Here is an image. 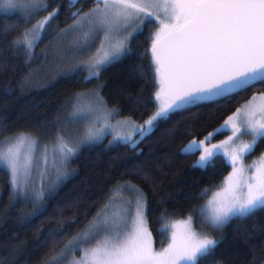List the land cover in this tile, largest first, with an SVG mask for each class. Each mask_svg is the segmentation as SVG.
I'll return each mask as SVG.
<instances>
[{"label": "snow or ice", "instance_id": "6c2138e0", "mask_svg": "<svg viewBox=\"0 0 264 264\" xmlns=\"http://www.w3.org/2000/svg\"><path fill=\"white\" fill-rule=\"evenodd\" d=\"M92 6L84 10L76 7L81 0H68L72 23L59 29V39L81 35L72 42L73 56L79 60L102 36L98 55H87L77 67L87 72L86 80L99 79L101 71L132 53L131 41L146 27H155L150 33L151 60L159 89L155 92V112L143 122L117 121L131 129L118 133L109 124L117 109L107 110L98 90L88 95L95 98L98 109L106 112L104 123L88 129L83 136L57 133L51 143L40 146L41 183L39 190L32 187L34 153L38 140L30 134L5 138L0 147V166L8 173L9 186L22 199H31L32 217L42 215L46 199V174L49 190L65 179L71 161L86 144L100 142L104 135L113 140L138 147L159 123L174 114L191 113L192 109H206L201 116H211L214 106L223 99L264 85V0H83ZM48 4L42 0H0V12L20 13L25 23ZM72 9H75L74 11ZM60 8L49 11L43 19L12 39L11 45L31 60L33 49L45 38V27L58 18ZM12 26H5L4 32ZM107 41V46H105ZM143 71V69H141ZM100 87H103L101 85ZM259 99V102L257 100ZM147 103V101H136ZM79 108L64 123H78L87 119ZM196 126L206 128L197 122ZM108 129L109 132H106ZM192 128H188L189 134ZM230 132L226 139L213 143L216 136ZM138 136L139 139H134ZM258 148L264 149V93L237 108L214 131L202 139H190L181 154L196 156L192 167L201 171L215 169L225 163L232 171L222 182L221 191L204 189L201 198H211L198 209L201 230L193 228V217L182 222L179 231H173L167 247H154L148 227V197L143 189L126 184L131 199L114 203L109 201L84 228L73 236L59 252L52 254L45 264H205L220 243L215 233L222 232L233 219H243L264 211V151L251 164L245 160ZM25 149L27 152L25 154ZM166 217H162L165 219ZM256 229L253 228V232ZM261 242L251 245L247 264H264V227L260 229ZM60 233L48 232L53 241ZM245 241L252 239L246 235ZM79 251L81 255L76 257Z\"/></svg>", "mask_w": 264, "mask_h": 264}, {"label": "trees", "instance_id": "16d2710c", "mask_svg": "<svg viewBox=\"0 0 264 264\" xmlns=\"http://www.w3.org/2000/svg\"><path fill=\"white\" fill-rule=\"evenodd\" d=\"M43 1L48 4L47 10L35 15L31 23L26 24L20 13L0 12V147L5 138L22 133L42 142L52 141L58 132L71 134L75 123L64 121L71 118L79 98L96 90L110 110H118L116 117L147 120L157 105L154 97L158 82L150 52V33L155 27L137 33L131 41L132 53L105 67L99 79L86 80L87 72L77 64L86 60L87 55H96L102 36L78 60L73 56L72 42L81 34L64 39L55 35L72 23L68 0ZM91 6V2L84 4L83 0L76 5L85 11ZM57 7L61 10L58 18L45 27V38L28 60L23 51L12 47V39ZM5 26L12 27L4 32ZM260 92H264V85L231 100L223 99L213 107L210 117L200 115L206 109L174 114L159 123L135 149L110 143L108 138L84 145L70 163L69 176L46 194L45 211L36 217L30 215L33 201L13 193L8 173L0 166V264H45L104 209L125 182L139 185L146 193L148 223L155 246H166L170 238L167 223L197 214L210 196L201 198V192L206 188L212 192L220 189L232 170L220 162L208 171L193 168L197 157L183 155L181 149L190 139H202L207 132L214 131L227 116ZM140 100L147 103L136 102ZM197 122L210 126L200 128ZM188 128L193 129L190 134ZM227 134L216 136L214 141ZM262 151L258 148L248 159L258 157ZM262 227L264 211L233 219L220 232V243L205 258V264H247L251 245L261 242ZM49 231L62 235L53 241ZM246 235L252 239L246 242Z\"/></svg>", "mask_w": 264, "mask_h": 264}, {"label": "rangeland", "instance_id": "374dc122", "mask_svg": "<svg viewBox=\"0 0 264 264\" xmlns=\"http://www.w3.org/2000/svg\"><path fill=\"white\" fill-rule=\"evenodd\" d=\"M42 2H44V1L42 0ZM102 39H103V37H102ZM105 46H107V41H105ZM99 48H100V46H99ZM98 54H102V52L101 53H96V55H98ZM158 89H159V85H158ZM262 93H264V92H262ZM260 95H261V92L260 93H256L253 96H256V97L259 98ZM251 98L249 100H251ZM249 100H247L246 102H248ZM78 102L79 103H78L76 109L79 108L81 110V112H83L85 115L88 116V118L87 119H83V120H81L78 123H75V128L71 132V134L76 133V134H79V135L83 136L88 129L98 128V127H100L104 123V120H105V117H106V112L98 109L97 106H96V103H95V98L92 97V96H90V95H88V94H86L85 96H83V98H79ZM257 102H259V99L257 100ZM106 108H107V110H110L107 106H106ZM127 120H132V121H134L135 123H138V124H143V122H144V121L143 122L136 121V120H134L132 118H127V117L121 118V117H116L115 116V119H109L108 120V123L111 124V125H113V126H115L116 127V131L118 133L123 134V133L129 132L131 129L129 128V126H127L125 124H117V121H121L122 122V121H127ZM105 131L106 132H109L108 129H105ZM22 134H29V133H22ZM228 135H231V133L228 132V134L223 139H226ZM31 136L33 138L37 139L35 136H33V135H31ZM106 138H108L110 142L113 140V137H112L111 134L104 135L103 138H102V140H104ZM134 139H139V137L136 136V137H134ZM223 139H220V140H223ZM220 140H218V141H214L213 140V143H219ZM38 142H39V144L37 145L36 151L34 153V161H35V164H34V168H33L32 175H31V184H32V187L35 188V189H37V190H39V188H40V183H41L40 171L42 169V164L40 163L41 156H42V152L40 150V146L43 145V144H45V143H51V141H44V142H42V141H39L38 140ZM112 143H115V142H112ZM26 152H27V149H25V154H26ZM259 157H260V155L258 157H256V158H251V159H248V157H247L246 160H245V163L246 164H251L253 161L257 160ZM69 172H70V170L68 168V175H67V177L69 176ZM52 178H54V177H52L49 174H46L44 176V180H45V190L47 191L45 193V195L48 194V193H50L51 191H53L63 180L66 179V178L63 179L60 183H58L55 186L54 189L49 190L48 187H47V181L49 179H52ZM126 184H132V185H135V186L141 188L139 185H137V184H135L133 182H125V183H123L120 187H118L115 190V192H114V194H113V196L111 198V201H113L114 203H116V202H119V201H122V200L123 201H127V200L131 199V193L128 192V190L123 187ZM221 189H222V187L220 189H218L217 191H221ZM217 191H215V192H217ZM210 198H211V195L208 197V199H210ZM207 200L205 201V203L203 204V206H205L207 204ZM191 216L193 217V228H194V230L200 231L201 230V225L199 223V214H198V212H197V214L191 215ZM187 219H188V217L181 218V219H177V220H174V221H171V222H168L167 223V229H168L169 236H170L169 242H170V239H171V236H172L173 231H179L180 230L181 223L187 221ZM148 227H149V223H148ZM149 230H150V227H149ZM150 232H151V230H150ZM219 234H220V232L215 233V238L220 239V235ZM153 240H154V238H153ZM154 247L156 248L157 251H159L161 249V248H157L155 246V242H154ZM164 247H167V245L164 246ZM75 255H76L77 258H79V256L81 255V253L79 251H77L75 253Z\"/></svg>", "mask_w": 264, "mask_h": 264}]
</instances>
